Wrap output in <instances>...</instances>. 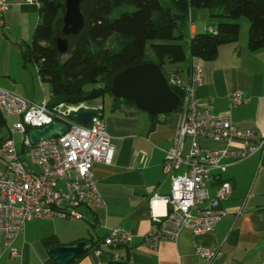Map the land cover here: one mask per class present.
<instances>
[{
	"label": "crops",
	"instance_id": "crops-1",
	"mask_svg": "<svg viewBox=\"0 0 264 264\" xmlns=\"http://www.w3.org/2000/svg\"><path fill=\"white\" fill-rule=\"evenodd\" d=\"M5 1L10 7L0 18V87L27 100H49L51 92L45 98L46 92L36 81V67L24 61L39 21V3ZM211 19L205 10L188 13L182 33L186 59L165 65V73L176 70L187 77L192 67H199L203 77V83L196 89L199 107L216 116L229 114L241 129L264 132V48L248 50L246 24L243 23L236 42L218 48L214 60L189 57L190 38L205 32L208 26L216 29ZM234 92H240L244 102L230 107ZM85 105L98 111L114 147L110 164L93 165L97 192L104 207L96 211L81 207L78 211L83 217L76 221L29 220L9 248L4 247L0 234V264H57L50 258L49 250L71 246L80 240L87 242L90 251L77 264H108L111 255L117 253L125 264H264V157L260 153L232 163L221 173V179L230 183L232 191L221 204L227 215L215 225L213 233L194 236L183 230L174 242H162L150 250L141 242L142 237L151 229L152 211L161 214L163 205L158 203L151 208L148 201L155 192L160 196L169 194L170 182L163 174L162 162L181 111L151 115L123 104L114 108V100L107 94ZM193 140L201 149L217 150L226 146L224 142L205 138ZM191 141L185 140V152ZM216 186L207 185L212 197ZM111 228L131 232L133 238L129 245L105 246L102 242ZM197 247L215 251L216 256L211 262L199 258L193 252ZM11 249L19 254L18 258L11 256Z\"/></svg>",
	"mask_w": 264,
	"mask_h": 264
},
{
	"label": "built area",
	"instance_id": "built-area-1",
	"mask_svg": "<svg viewBox=\"0 0 264 264\" xmlns=\"http://www.w3.org/2000/svg\"><path fill=\"white\" fill-rule=\"evenodd\" d=\"M9 7L5 0H0V18ZM205 32L216 34V29L208 26ZM165 78L170 88L183 93V102L178 127L170 147L164 150L162 162L163 174L170 182L169 194L160 196L155 192L148 201L151 208L158 203L163 205L161 214L152 211L151 229L142 237L141 242L150 250L162 242H174L183 230L194 236L213 233L215 225L227 215L221 204L232 191L230 183L221 179V173L232 163L256 153L264 157V132L241 129L229 114L216 116L199 107L195 98L196 89L203 83L199 67H192L187 77L172 70ZM241 95L234 92L230 96V107L244 102ZM49 103L46 99L27 100L0 87V114L4 119L17 118L6 127L9 138L0 141V234L6 248L29 220L76 221L83 217L79 208L96 211L104 207L93 173V165L110 164L114 156L104 120L94 110L96 116L90 125L84 126L67 115L71 110L88 109L85 103ZM51 123L65 125L66 133L31 144L32 129H42ZM16 135L21 137L20 149L14 144ZM197 137L224 142L226 146L201 149L193 140ZM187 138L192 141L185 152ZM209 183L217 184L213 197L207 188ZM108 230L102 242L108 247L127 246L133 238L129 231ZM193 252L210 262L216 256L215 251L203 247ZM10 254L19 256L13 249ZM111 256L114 261L123 259L118 253Z\"/></svg>",
	"mask_w": 264,
	"mask_h": 264
},
{
	"label": "trees",
	"instance_id": "trees-1",
	"mask_svg": "<svg viewBox=\"0 0 264 264\" xmlns=\"http://www.w3.org/2000/svg\"><path fill=\"white\" fill-rule=\"evenodd\" d=\"M36 1L39 21L24 61L31 62L38 78L50 84L51 105H76L111 96L114 75L145 62L152 61L166 77L165 65L186 59L181 42L190 11H208L217 24L216 34L199 32L190 38L189 57L214 60L221 45L238 40L237 21L241 17L248 21V50L264 48V0H83L80 8L84 27L78 35L67 37L61 32L64 1ZM58 37L67 40L65 54L55 48ZM148 42L154 60L146 59L144 48ZM89 85L98 86L85 90ZM171 89L180 99L179 111L183 93ZM113 100L114 108L120 104L135 108L131 101ZM3 127H7L6 119L0 114ZM89 251L87 248L70 264H77ZM108 264L125 262L111 260Z\"/></svg>",
	"mask_w": 264,
	"mask_h": 264
},
{
	"label": "water",
	"instance_id": "water-1",
	"mask_svg": "<svg viewBox=\"0 0 264 264\" xmlns=\"http://www.w3.org/2000/svg\"><path fill=\"white\" fill-rule=\"evenodd\" d=\"M64 14L62 16V35L76 36L84 27V15L81 13L83 0H63ZM55 48L60 54H65L68 45L62 37L55 38ZM110 94L114 99L131 101L135 110L151 115H167L179 108L180 99L172 91L158 66L145 62L138 66H131L114 75ZM96 111L91 109L71 110L67 116L81 125H90ZM67 127L60 123H51L42 129H32L29 134L31 144L40 139H49L64 135ZM9 138L6 127L0 128V141ZM87 242L80 240L71 246H58L49 250V255L57 264H70L75 258L85 253Z\"/></svg>",
	"mask_w": 264,
	"mask_h": 264
},
{
	"label": "rangeland",
	"instance_id": "rangeland-1",
	"mask_svg": "<svg viewBox=\"0 0 264 264\" xmlns=\"http://www.w3.org/2000/svg\"><path fill=\"white\" fill-rule=\"evenodd\" d=\"M211 20H212L213 26L216 27L217 21L216 20H213V19H211ZM237 22L239 23L241 30L244 28L243 23H245L246 26H247V30L246 31H248V21H247V19H245L244 17H241V18H239V20ZM241 30H240V32H241ZM239 35H240V33H239ZM181 44L183 46V42H181ZM144 49H145L146 59H148V60H154V55H153V53H152V51L150 49V42H148L146 44V48H144ZM64 58H65V56L63 57V59ZM36 81H38L39 83H41L44 91L46 92L45 93L46 94L45 95V98L46 97L49 98V92L51 90L50 84L48 82H44V81H41L40 82L38 79ZM97 86L98 85H89V86H86V89L85 90L90 89V88H93V87H97ZM37 89L40 90L39 87H37ZM50 100H51V97L49 98L48 101H50ZM36 102H38V101H36ZM5 119H6L7 126H10L13 122H15L17 120L14 117H7ZM14 139H15L14 144H16L17 149H20V147H21V144H20L21 143V137H20V135H16Z\"/></svg>",
	"mask_w": 264,
	"mask_h": 264
}]
</instances>
